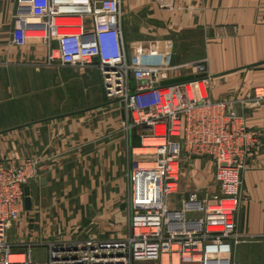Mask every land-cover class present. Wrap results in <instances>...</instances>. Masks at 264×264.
<instances>
[{
  "label": "crops",
  "instance_id": "0c3cea01",
  "mask_svg": "<svg viewBox=\"0 0 264 264\" xmlns=\"http://www.w3.org/2000/svg\"><path fill=\"white\" fill-rule=\"evenodd\" d=\"M164 1V6L156 0L121 1L130 62L169 67L174 78L192 75L187 65L201 61L213 99L244 96L264 85V0ZM15 8L16 0H0V162L36 159L34 181L45 178L46 197L44 205L32 201L7 236L32 242L44 234L40 221H51L54 229L80 226L82 235L93 238L124 236L127 172L132 149L140 144L139 129L124 128L122 104L106 98L95 63L47 65L43 39L13 44ZM91 25L84 16V30ZM242 113L258 144L242 173L235 221L244 239L235 255L264 264V101L248 104Z\"/></svg>",
  "mask_w": 264,
  "mask_h": 264
},
{
  "label": "built area",
  "instance_id": "2783aa9c",
  "mask_svg": "<svg viewBox=\"0 0 264 264\" xmlns=\"http://www.w3.org/2000/svg\"><path fill=\"white\" fill-rule=\"evenodd\" d=\"M121 1L16 0L10 36L18 46L29 38L43 39L47 65L95 63L106 98L122 104L124 128H140L138 147L147 151L132 149L136 165L127 172V231L108 239L10 241L7 232L24 211L23 185L38 178L39 166L33 158L19 165L0 162V264H165L164 257L166 264H260L236 259V246L244 238L236 230L235 214L242 200V173L258 144L242 110L264 101V85L244 96L213 99L201 61L187 65L192 79L161 84L171 78L169 67L128 59ZM84 16L91 19L88 31ZM183 155L211 160L216 192L193 188L179 200L171 198L181 191ZM42 244L45 259L35 261L30 252ZM14 254H23V260L11 261Z\"/></svg>",
  "mask_w": 264,
  "mask_h": 264
},
{
  "label": "rangeland",
  "instance_id": "374dc122",
  "mask_svg": "<svg viewBox=\"0 0 264 264\" xmlns=\"http://www.w3.org/2000/svg\"><path fill=\"white\" fill-rule=\"evenodd\" d=\"M138 129L140 133L141 130L140 128ZM139 158H141V156H137V155L135 156V159H139ZM135 165L136 163L135 161H133L131 163V167H134ZM212 185L215 186L214 178H213V164L211 160L207 157L206 158L204 157L187 158L186 155H183L182 166H181V187H180L181 191L179 194L171 195V198L179 200L183 194L185 195L187 191L193 188H198L200 190L207 191L210 193L216 192L217 188L213 187ZM199 215L200 214H195V216H199ZM37 227L39 229V232L40 231L42 232V230L44 231L43 235H39L38 239L33 240V241H38V242H41L40 240L44 239L43 236L47 237L45 238V239H48L46 241L56 240V239L69 240L73 238H86L89 236V235L85 236L81 234L80 226L76 228L74 227L71 230H67V228L65 227L60 228V229H54L53 223L51 221L50 222L40 221ZM124 227H125V224H124ZM42 246L45 247L44 244L33 247L31 251V257L33 260L43 261L45 259V255H46L45 248ZM240 252H241V249L238 250V253ZM236 255H237V252H236ZM236 259H240V258L236 256Z\"/></svg>",
  "mask_w": 264,
  "mask_h": 264
},
{
  "label": "water",
  "instance_id": "95a60500",
  "mask_svg": "<svg viewBox=\"0 0 264 264\" xmlns=\"http://www.w3.org/2000/svg\"><path fill=\"white\" fill-rule=\"evenodd\" d=\"M193 75H183L174 78H170L161 82V84H169L180 81H186L192 79ZM193 156L192 158H195ZM23 193H24V209L30 210L32 201L40 200L41 204L44 205V199L46 197V180L44 177L36 181H30L27 184L23 185Z\"/></svg>",
  "mask_w": 264,
  "mask_h": 264
},
{
  "label": "bare ground",
  "instance_id": "6f19581e",
  "mask_svg": "<svg viewBox=\"0 0 264 264\" xmlns=\"http://www.w3.org/2000/svg\"><path fill=\"white\" fill-rule=\"evenodd\" d=\"M157 133H160V130H157ZM147 151L146 149L143 148H134L133 153H141ZM143 165L150 166L152 163H144ZM24 258L23 254H14L10 256L11 261H22ZM164 263L166 264V257L163 258Z\"/></svg>",
  "mask_w": 264,
  "mask_h": 264
}]
</instances>
